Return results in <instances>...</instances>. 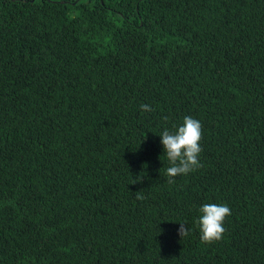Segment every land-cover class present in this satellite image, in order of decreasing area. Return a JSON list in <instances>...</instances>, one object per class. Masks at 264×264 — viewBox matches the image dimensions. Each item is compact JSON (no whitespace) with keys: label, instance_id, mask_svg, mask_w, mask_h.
Instances as JSON below:
<instances>
[{"label":"trees","instance_id":"trees-1","mask_svg":"<svg viewBox=\"0 0 264 264\" xmlns=\"http://www.w3.org/2000/svg\"><path fill=\"white\" fill-rule=\"evenodd\" d=\"M0 264H264V0H0Z\"/></svg>","mask_w":264,"mask_h":264},{"label":"clouds","instance_id":"clouds-1","mask_svg":"<svg viewBox=\"0 0 264 264\" xmlns=\"http://www.w3.org/2000/svg\"><path fill=\"white\" fill-rule=\"evenodd\" d=\"M141 110L144 112L153 111L152 107L142 104ZM163 152L169 162L166 169L168 183H175V177L188 175L189 173L202 167L199 157L202 151L200 142L202 140V124L199 120L186 116L182 125L175 131L167 128L160 135ZM133 183H137L134 180ZM144 197L137 195L136 199L142 200ZM201 215L197 220L201 232V241L212 244L222 240L225 228L224 222L231 215V209L225 204L208 203L199 209ZM178 234L181 239L189 234L188 227L184 223H179Z\"/></svg>","mask_w":264,"mask_h":264}]
</instances>
